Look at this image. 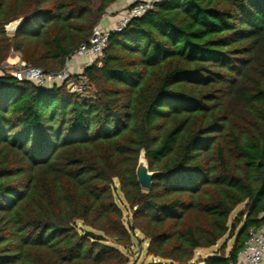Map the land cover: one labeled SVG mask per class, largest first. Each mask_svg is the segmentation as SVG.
I'll return each mask as SVG.
<instances>
[{
	"label": "trees",
	"instance_id": "1",
	"mask_svg": "<svg viewBox=\"0 0 264 264\" xmlns=\"http://www.w3.org/2000/svg\"><path fill=\"white\" fill-rule=\"evenodd\" d=\"M118 1L0 0V66L61 71ZM84 74L90 98L0 78V264H129L138 233L149 264L236 261L264 228V0H163Z\"/></svg>",
	"mask_w": 264,
	"mask_h": 264
},
{
	"label": "built area",
	"instance_id": "2",
	"mask_svg": "<svg viewBox=\"0 0 264 264\" xmlns=\"http://www.w3.org/2000/svg\"><path fill=\"white\" fill-rule=\"evenodd\" d=\"M162 1L135 2L121 13V18L112 27L107 30L102 29L100 25L95 27L89 41L67 59L65 67L59 72H46L22 61L15 64L7 61L0 66V78L11 75L18 82H29L41 88L66 86L71 93L90 98L94 95V89L84 71L102 57L110 34L124 31L133 19L143 17L154 9L155 4ZM77 60H84L82 69L79 72H72L71 66ZM229 264H264V228L249 232L248 240L237 260L231 261Z\"/></svg>",
	"mask_w": 264,
	"mask_h": 264
},
{
	"label": "rangeland",
	"instance_id": "3",
	"mask_svg": "<svg viewBox=\"0 0 264 264\" xmlns=\"http://www.w3.org/2000/svg\"><path fill=\"white\" fill-rule=\"evenodd\" d=\"M242 209L243 206L239 207L232 215L231 220H233L237 215V213H239ZM136 237L137 238L134 240L133 248L126 253L130 259L129 264H149L150 262L153 261V259L147 256L146 249L148 244L140 233H138ZM223 244L227 246V252H229L233 246V240H229V238L226 237L218 244L216 248L212 250L199 251L197 257L198 258L207 257L211 255L213 251L219 250V248H221Z\"/></svg>",
	"mask_w": 264,
	"mask_h": 264
},
{
	"label": "crops",
	"instance_id": "4",
	"mask_svg": "<svg viewBox=\"0 0 264 264\" xmlns=\"http://www.w3.org/2000/svg\"><path fill=\"white\" fill-rule=\"evenodd\" d=\"M138 1H144V0H120L115 5H113L106 13L104 18L102 19L100 23V27L102 29H108L112 27L120 18L121 13L127 9L129 6H131L133 3ZM21 61V58L18 54H13L9 59L8 63L15 64L19 63ZM84 60H77L75 63L71 66L72 72H79L82 69Z\"/></svg>",
	"mask_w": 264,
	"mask_h": 264
},
{
	"label": "water",
	"instance_id": "5",
	"mask_svg": "<svg viewBox=\"0 0 264 264\" xmlns=\"http://www.w3.org/2000/svg\"><path fill=\"white\" fill-rule=\"evenodd\" d=\"M25 19H17L5 26V31L9 35H15L20 27L24 24ZM136 175L141 188L144 191H150L152 189L153 178L157 173L149 170V165L146 159L145 151H142L139 157V163L136 169Z\"/></svg>",
	"mask_w": 264,
	"mask_h": 264
}]
</instances>
